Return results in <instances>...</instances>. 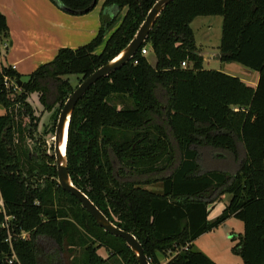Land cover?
<instances>
[{
    "label": "trees",
    "instance_id": "trees-1",
    "mask_svg": "<svg viewBox=\"0 0 264 264\" xmlns=\"http://www.w3.org/2000/svg\"><path fill=\"white\" fill-rule=\"evenodd\" d=\"M52 1L76 16L97 6L95 0ZM157 2L105 0L98 36L85 46L60 49L26 82L0 66V194L15 225L31 233L16 244L22 264H138L126 242L105 232L59 185L56 160L37 135L29 100L37 95L53 112L54 132L72 93L123 52ZM213 16L223 18L220 61L258 72L257 87L205 70L191 25ZM0 35L11 39L1 11ZM104 38V52L97 55ZM148 48L154 67L142 53ZM73 75L80 78L76 86ZM6 79L21 81V90L7 89ZM76 106L68 136L70 178L108 220L136 237L150 264H215L193 244L232 217L245 228L233 252L242 264H264V0H175L135 57L93 85ZM203 158L234 167L218 163V169L203 171ZM156 185L161 193L147 188ZM222 195L231 201L209 222V207ZM5 237L0 228V264H8Z\"/></svg>",
    "mask_w": 264,
    "mask_h": 264
},
{
    "label": "crops",
    "instance_id": "crops-1",
    "mask_svg": "<svg viewBox=\"0 0 264 264\" xmlns=\"http://www.w3.org/2000/svg\"><path fill=\"white\" fill-rule=\"evenodd\" d=\"M0 11L7 18L11 35L9 42L2 41L0 35V66L15 68L14 71L21 75L24 74L21 71L23 68H26L25 71H32L50 63L60 49H76L85 46L97 36L101 27V23L99 25L95 18L65 13L52 0H0ZM105 12L110 13L111 10ZM125 12L126 9L123 10V14ZM197 52L199 53L198 49ZM151 54L154 55L153 52H148L146 57L152 65ZM211 56L206 55L205 58L202 56L203 66ZM205 70H217L230 77H237L225 70H211L206 67ZM246 73V76L239 79L257 87L259 73L253 70ZM203 154L216 157L218 152L205 150ZM229 165L234 167V164ZM151 187L154 186H150L149 189ZM165 262L166 260L162 261V264Z\"/></svg>",
    "mask_w": 264,
    "mask_h": 264
},
{
    "label": "rangeland",
    "instance_id": "rangeland-1",
    "mask_svg": "<svg viewBox=\"0 0 264 264\" xmlns=\"http://www.w3.org/2000/svg\"><path fill=\"white\" fill-rule=\"evenodd\" d=\"M105 0H99L97 3V6L86 15L88 18H95L98 20V23L100 25L101 23V13L104 7ZM123 14V12H122ZM85 15V16H86ZM124 15L121 16V18ZM121 18L118 20L121 21ZM222 26H223V18L221 16H213V17H198L195 19L193 24L191 25L192 30L194 31L195 36V43L196 48L199 50V53L205 58L206 55H212L209 58V61L205 63V67L207 69H219V70H225L226 72L237 75L238 78L244 77L247 75L246 72L252 71L251 69H247L243 65H240L238 63H222L220 61V45H221V39H222ZM98 36V34H97ZM96 36V37H97ZM106 38H104V41L100 43V45L95 48V53L97 55H101L104 51L105 44H106ZM150 53L151 50L149 51ZM155 56L150 55V61L152 65H155ZM204 64V61H203ZM26 68H23L21 71H23V79L22 82H26L28 80V75H32L33 72L36 71V69H33L32 71L26 70ZM30 71V72H29ZM80 78L77 76H70L71 83L73 86H76L78 84ZM29 103L35 110V115L38 118V133L37 135L42 138V140L45 141L47 145V155L50 157L55 158V131L53 132V120H52V113H48L45 111L44 107L40 105L38 96L33 95V97L30 98ZM115 104H121L120 101H115ZM58 106L56 107V109ZM4 107L0 105V114H3ZM223 165L225 168L230 169V165L227 162H222L219 159H216V161H213V164L210 163L209 159L203 158L201 160V166L203 171L208 170H216L218 167H221L220 165ZM224 170V169H219ZM227 172V171H226ZM149 189V187H147ZM151 191H154L156 193H161L162 187L161 185L154 186L150 188ZM230 195H222L218 201L209 207L210 215H209V222H214L217 220V218L223 213V210L226 208V206L231 201ZM245 228L243 222L238 218H230L225 223L219 225L217 228H215L213 231H210L204 235H202L198 240H196L193 244V248L196 251H202L204 252L211 261L215 264H242V259L240 255H237L233 252L234 248H236V245L240 243V237L244 235ZM74 255L76 257H80L83 253L82 248H75ZM99 254L104 257L108 258L109 253L106 252L104 249H99ZM69 261H70V256ZM164 261V259H161V262ZM110 264H121L120 260L116 261H110Z\"/></svg>",
    "mask_w": 264,
    "mask_h": 264
},
{
    "label": "water",
    "instance_id": "water-1",
    "mask_svg": "<svg viewBox=\"0 0 264 264\" xmlns=\"http://www.w3.org/2000/svg\"><path fill=\"white\" fill-rule=\"evenodd\" d=\"M99 0H95L94 6L97 5ZM175 0H158V2L149 11L143 24L140 26L136 37L133 41L123 49V52L116 58L105 64L98 71L93 73L87 80L82 82L78 88L72 93L70 98L64 104V108L61 111L57 127L55 131V160L57 167V178L61 188L71 196H75L81 203L83 209H85L92 217L96 220L97 224L107 233L112 234L115 237L121 238L126 242L127 247L133 250L138 264H150L147 255L141 244L138 242L136 237L130 233L125 232L116 227L102 212L96 207V205L85 196L73 183L70 178L68 170L67 150H68V136L70 130V121L72 114L76 109V105L88 91L98 81L105 79L112 73L122 69L123 65L128 63L135 55L139 52L141 45L146 42L152 32V29L156 25L162 12ZM22 82H18L20 87Z\"/></svg>",
    "mask_w": 264,
    "mask_h": 264
},
{
    "label": "built area",
    "instance_id": "built-area-1",
    "mask_svg": "<svg viewBox=\"0 0 264 264\" xmlns=\"http://www.w3.org/2000/svg\"><path fill=\"white\" fill-rule=\"evenodd\" d=\"M148 52L149 51L146 49H143L142 51L143 55H147ZM182 67L187 68L188 64L186 62H183ZM12 69L14 70L15 68H12ZM5 86L7 89H10V88L14 89V91L21 90L16 83L10 82L8 79H6L5 81ZM0 215L3 216V222L1 223L0 228L6 234L5 243L8 245L9 252H10L7 258V263L8 264H22L16 252V244H18L21 241L30 240L31 233L15 225L14 223L15 217L8 214L4 199L2 198L1 194H0Z\"/></svg>",
    "mask_w": 264,
    "mask_h": 264
}]
</instances>
